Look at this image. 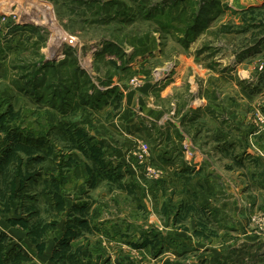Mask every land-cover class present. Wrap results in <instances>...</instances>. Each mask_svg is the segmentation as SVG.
<instances>
[{"label": "rangeland", "instance_id": "obj_1", "mask_svg": "<svg viewBox=\"0 0 264 264\" xmlns=\"http://www.w3.org/2000/svg\"><path fill=\"white\" fill-rule=\"evenodd\" d=\"M263 126L264 0H0V214L14 197L37 255L53 261L71 233L85 264L81 249L102 264H264V236L226 223L202 231L229 247L198 258L212 244L193 228L179 239L175 194L162 196L169 161L193 169L166 160L170 140L240 146ZM27 254L0 223V264Z\"/></svg>", "mask_w": 264, "mask_h": 264}, {"label": "crops", "instance_id": "obj_2", "mask_svg": "<svg viewBox=\"0 0 264 264\" xmlns=\"http://www.w3.org/2000/svg\"><path fill=\"white\" fill-rule=\"evenodd\" d=\"M177 82V80H175ZM164 91L162 92V96ZM132 101L137 102V98ZM148 97H146L147 100ZM147 107L153 108L152 100L149 98L147 100ZM233 114V112H231ZM251 139L244 140L241 139L242 145L232 144L227 146L226 140H216L209 141L207 146L200 145L198 140H183L175 141L170 140L169 145H167L166 151V160H169L173 155L177 156L176 167L180 166L185 172V165H192L193 169L189 173V177L186 179V173H181L173 169L174 161H170L165 165L167 170H164L162 173L163 179L167 180L166 187L163 188L162 196L164 202L168 204L170 189H172L173 201L176 202L178 212L174 215H167L166 220L167 224H175L179 228L182 225L183 230L178 233L179 239L184 240L186 231H190L193 228L191 237L193 243H211L212 250L204 252L199 246L198 258L208 257L214 258L216 255V248L227 249L229 246L227 244L232 242V239L227 237H222L223 228L234 227L239 228L241 225L247 227L246 232L254 234V231L259 234V238H263L264 229H252L250 223V217L256 213L264 212V126L261 130H257L252 133ZM184 143L189 144L191 151L188 149L183 154L179 151H182L181 145ZM201 146V148H199ZM124 152H119V157L128 158L130 157L131 144L127 150L123 146ZM165 151V150H164ZM187 152L191 153L189 156L190 160L186 159ZM164 162V161H163ZM163 171V170H162ZM79 170H76L74 174L78 173ZM82 174V172H80ZM188 175V174H187ZM77 182V180H76ZM14 183L12 191H16L19 187V182ZM81 183L75 185V192L79 191ZM147 187V186H146ZM148 188V187H147ZM126 190H123L124 192ZM4 200V195L2 196ZM71 195L68 193L64 194V201L66 205L68 204ZM0 197V201L2 202ZM8 198H6L7 200ZM12 205L10 210L5 213L1 211L0 214V223L3 229L11 233L16 242L21 243L23 248L27 250L28 254L26 256H32L33 260L22 261L21 264H56L50 258L51 250L48 248L42 251V254L37 255L34 248L31 247V244L28 241L24 240V236H21L24 225L21 217L24 219V210L17 211L15 207L14 197H11L9 200ZM3 205V203H2ZM28 206L27 208H30ZM205 210V211H204ZM205 214H209L206 217ZM176 217V218H175ZM46 220V219H45ZM43 223V222H42ZM221 230L217 229L212 230V232H204L202 228L205 226L218 227L219 225H225ZM232 225H227V224ZM247 223V224H246ZM85 224V223H83ZM189 226V230L185 228ZM217 231V234H216ZM186 232V233H185ZM208 234V240L206 234ZM205 239H204V237ZM254 236V235H253ZM131 241L133 239H127ZM249 239H253L252 236H247ZM101 237H99L100 239ZM255 238V237H254ZM258 238V239H259ZM189 240L190 238H186ZM224 239V240H223ZM256 239V238H255ZM208 240V241H207ZM248 241V240H247ZM13 243H15L13 241ZM74 243H78L74 241ZM232 247V246H231ZM31 252H30V251ZM82 258L87 261L89 264H102L103 259H91L88 249H81ZM127 252V251H126ZM219 250L218 253H220ZM223 252V251H222ZM202 253V254H200ZM224 253V252H223ZM129 251L127 252V255ZM122 254H119L120 256ZM103 256V255H102ZM115 257V256H114ZM128 257V256H127ZM49 260L47 263L46 261ZM26 262V263H23ZM18 264V263H17Z\"/></svg>", "mask_w": 264, "mask_h": 264}, {"label": "trees", "instance_id": "obj_3", "mask_svg": "<svg viewBox=\"0 0 264 264\" xmlns=\"http://www.w3.org/2000/svg\"><path fill=\"white\" fill-rule=\"evenodd\" d=\"M74 72H78V73H81V71L80 70H78V69H75L74 70ZM70 81H72L71 79H70ZM87 82H88V80H87ZM89 84V83H88ZM78 86H76V88H77ZM64 89H61V88H59L57 91H58V93H60V92H62ZM67 94V93H66ZM68 94H69V92H68ZM67 94V95H68ZM80 150H82L81 148H79ZM83 151V150H82ZM51 154V153H50ZM101 164H102V162H101ZM106 166H102L101 165V167H100V169H99V171L100 172H104L103 174H108L107 172H106ZM109 180H112V181H114L113 180V178H110ZM120 180L117 178V182H119ZM63 203V202H62ZM56 206H57V202H56ZM61 209V208H60ZM83 219H81V220H79V221H82ZM154 235V234H153ZM69 236H71V233L70 234H68V237ZM67 237V238H68ZM67 238H65V236L64 237H62L61 238V240H60V243L58 244V246H56L57 248L54 250L55 251V255L53 256V261L54 262H56V264H70V263H72V264H85L82 260H80L78 257H75L73 254H72V252L70 251V252H68V251H66L65 250V248H68L69 246H70V244H69V241H68V239ZM133 240H131L130 242H132ZM135 241V240H134ZM136 242H138V240L136 241ZM141 242V241H140ZM142 243H144V242H142ZM7 250H9L8 248H7ZM12 263H14V264H17L16 262H12Z\"/></svg>", "mask_w": 264, "mask_h": 264}, {"label": "built area", "instance_id": "obj_4", "mask_svg": "<svg viewBox=\"0 0 264 264\" xmlns=\"http://www.w3.org/2000/svg\"><path fill=\"white\" fill-rule=\"evenodd\" d=\"M138 150H139L140 158L143 157V153H147V148L143 143L140 144V146L138 147ZM250 223H251L250 228L252 227V229L263 230L264 229V212H260L259 214L256 213L252 217H250Z\"/></svg>", "mask_w": 264, "mask_h": 264}]
</instances>
